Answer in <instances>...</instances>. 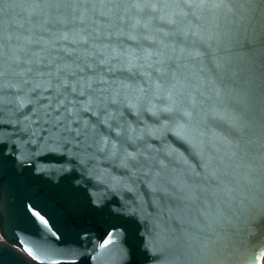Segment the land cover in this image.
<instances>
[{"label":"water","instance_id":"water-1","mask_svg":"<svg viewBox=\"0 0 264 264\" xmlns=\"http://www.w3.org/2000/svg\"><path fill=\"white\" fill-rule=\"evenodd\" d=\"M0 264H264V0H0Z\"/></svg>","mask_w":264,"mask_h":264}]
</instances>
